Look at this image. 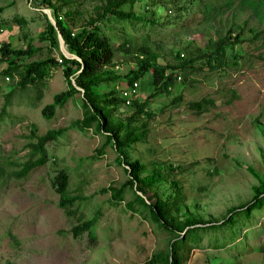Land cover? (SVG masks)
Masks as SVG:
<instances>
[{"label":"rangeland","instance_id":"1","mask_svg":"<svg viewBox=\"0 0 264 264\" xmlns=\"http://www.w3.org/2000/svg\"><path fill=\"white\" fill-rule=\"evenodd\" d=\"M40 1L0 0V41H8L11 48L27 43L41 48L24 61L58 56L55 47L47 51L48 41L37 37L46 18L37 8ZM50 1L59 5L57 13L72 31L94 14L99 3ZM205 1L185 0L183 8L177 9L171 3L136 0L132 10L153 18V24L137 22L122 28L104 20V30L116 33L114 55L106 65L116 73L134 68L136 54L145 56L138 51L140 45L154 54L147 56L154 63L191 60L190 66L175 70L168 90L151 96L145 111L130 123V104L118 102L106 111L113 124H120L119 137L126 132L137 137L120 148L106 138L107 132L96 130L95 123L78 127L76 120L82 113L75 92L44 115V105L67 89L60 64L46 63L41 77L24 87H16V73L7 78L0 75V109L4 94L16 87L0 118L4 173L20 168L31 130L41 134L61 128L60 135L46 142L43 164L24 176L9 174L0 182V264L7 260L13 264H144L153 253L164 251L172 238L160 218L135 199L137 193L151 202L153 191L166 200L162 216L170 224L185 219L218 224L214 231L203 232L201 245L184 247L178 264H264V197L257 198V205L252 199L257 190H264V43L260 35L252 37L258 23L248 11L222 5V13L207 18ZM65 9L73 11L71 18L65 17ZM229 28L239 41L227 49L226 64L210 69L202 53ZM123 38L128 40V51L116 46ZM5 64L0 62V69ZM150 79L148 69L137 79L134 97L143 100L151 93ZM126 84L116 82L118 92ZM109 87L101 85L98 90ZM202 97L210 100L205 109L196 112L189 107V101ZM121 149L123 162L118 160ZM127 162L136 167L135 180L155 173L153 189L141 193L129 186ZM60 167L68 174V192L76 196L73 214L57 204L50 185ZM110 186L121 188V198L111 195ZM228 213L230 218L225 220ZM93 217V237L86 229L76 235L70 232L74 224ZM214 238L223 244L207 246Z\"/></svg>","mask_w":264,"mask_h":264},{"label":"trees","instance_id":"2","mask_svg":"<svg viewBox=\"0 0 264 264\" xmlns=\"http://www.w3.org/2000/svg\"><path fill=\"white\" fill-rule=\"evenodd\" d=\"M61 4H67L70 0H60ZM136 0H99V3L95 5L94 14L91 15L84 23L78 25L74 31L70 29L68 25L63 22V19L57 13V6L50 0H41L38 3L39 9L47 7L50 10V14L55 21V27L45 18L44 29L39 31L37 37L39 39H46L50 44L47 47V51L51 47H55L60 62L53 58L48 59H31L24 61L25 57L36 54L41 48L33 46L29 43L23 48H11L8 41H0V62H5V66L0 69V75L12 76L17 74L16 87H24L28 82L33 79L41 77L42 68L48 62L54 64H60L62 66V72L67 80V89L62 92L55 93L52 96L51 102H48L43 107V113L45 116H49L53 110L54 105L62 104V102L75 92L79 106L81 108L82 116L76 120V124L80 129L86 126H91L93 123L96 125V130L101 132H107L106 138L111 141L113 146L118 148L128 144L131 140L137 138L136 136L129 137V132L123 134L122 137L117 135L120 128L119 123L113 124L106 116V111L114 107L118 102H122L123 99L116 89V82L124 81L126 85H130L133 80H136L145 71L150 69L151 79L150 84L152 91L143 100H139L132 96L130 106L132 111L130 112L127 123L137 118V116L145 111V105L147 100L159 92L161 89L167 91L169 86L172 85L174 77L176 76L175 70L182 69L190 66L191 60H179L173 64H159L149 60L147 56H153V53L148 52V48L143 45L138 46L139 53H145V56L136 54V66L129 69L125 73H116L108 65L114 55V47L112 41L116 38V33L110 34L104 30L106 25H103L104 20H109L110 23H118L120 27L125 25L134 26L137 22H143L153 24L154 19L144 14H136L132 10V5ZM183 3H177V0H150L151 4H165L171 3L177 9H181L184 6ZM189 2V0H186ZM206 0L203 5V14L207 17H214L222 13V5L231 6L237 11H248L258 23L256 31L252 37L260 35V42L264 43V0ZM169 11V9H168ZM65 17L71 18L73 11L71 9L64 10ZM16 21L21 20V17H17ZM260 25V26H259ZM56 30L59 31L64 50L72 56H65L58 48V42L56 37ZM228 30V29H227ZM231 28L229 32H225L222 35L216 36L211 40L209 49L203 51L202 55L205 57V62L208 68L212 69L221 64L227 63V49L232 48L233 44L238 39V34L233 33L231 35ZM117 48L128 51L129 43L125 38L119 40ZM232 61L237 60V53H234L231 58ZM109 84L110 87L106 90H98L101 85ZM16 87H12L4 94L3 103L0 109V118L5 110L7 104L10 103L11 96ZM120 91V90H119ZM209 99L200 98L198 100L189 101V107L193 108L196 112H200L205 109ZM125 123V125H127ZM61 133V128L48 129L41 134L34 133L33 130L29 132L28 137H31L26 141V156L21 162L20 168L10 170L7 173L3 171V164L0 163V182L3 181L6 176L13 174L16 177L24 176L29 169L43 164L46 160L45 144L47 141L56 138ZM101 149H98L100 151ZM118 156L119 162H123L122 149L119 150ZM127 170L129 177L126 182L129 186H134L135 190L143 193L145 188H151V180L154 174L144 175L141 178L135 180L133 177L136 175L135 165L127 162ZM68 174L63 167L58 168L52 177L50 178V185L54 192L57 194V204L62 208L66 214H73L76 209L71 207L75 202V195H71L67 189ZM111 190V195L118 199L121 198V188L116 189L112 186L108 187ZM155 199L151 202H147L141 194H135L140 207L146 208L154 218L159 219L162 228L167 233L172 235L167 247L164 251H159L150 255L144 264H178L181 260V251L184 247L199 246L203 232L206 230H215L218 224L213 223H201L194 224L195 221L191 219H185L184 221L177 220L176 225H172L167 222L166 218L162 216V211L166 209V200H162L156 192ZM262 193V194H261ZM177 195L174 196L171 201L172 206L176 205ZM260 197H264V190H257L252 198L253 205H257V200ZM258 198V199H257ZM130 204V202L128 203ZM252 208V207H251ZM236 209L230 208L228 211ZM248 212L249 209L243 207ZM136 210L141 211L140 208ZM95 213L97 212L94 211ZM80 218V216L78 217ZM230 213L225 217V220H229ZM94 221L93 218L83 219L80 222L74 224L70 228V232L74 235L86 229L90 237H93L90 226ZM223 244L219 242V238H214L207 243V246L217 247ZM5 264H13V262L7 260Z\"/></svg>","mask_w":264,"mask_h":264},{"label":"built area","instance_id":"3","mask_svg":"<svg viewBox=\"0 0 264 264\" xmlns=\"http://www.w3.org/2000/svg\"><path fill=\"white\" fill-rule=\"evenodd\" d=\"M57 62H60V57H56ZM8 76L5 75V78ZM178 77V76H177ZM138 90V83L136 80H133L130 85H126L125 87H122L119 91L120 96L122 97L123 104H128L131 101V97L135 96Z\"/></svg>","mask_w":264,"mask_h":264},{"label":"water","instance_id":"4","mask_svg":"<svg viewBox=\"0 0 264 264\" xmlns=\"http://www.w3.org/2000/svg\"><path fill=\"white\" fill-rule=\"evenodd\" d=\"M42 11L45 13L47 20L55 27V21L52 18L51 14L49 13L48 8H41ZM56 37H57V42H58V48L59 50L65 55V56H72L71 54H69L68 52H65L64 47H63V43H62V39L60 36V33L58 30H56Z\"/></svg>","mask_w":264,"mask_h":264}]
</instances>
